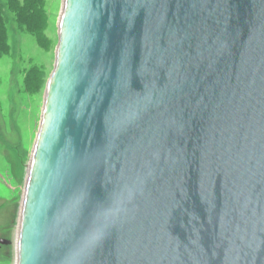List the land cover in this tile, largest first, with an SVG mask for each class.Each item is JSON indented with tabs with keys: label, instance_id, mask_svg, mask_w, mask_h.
Segmentation results:
<instances>
[{
	"label": "water",
	"instance_id": "95a60500",
	"mask_svg": "<svg viewBox=\"0 0 264 264\" xmlns=\"http://www.w3.org/2000/svg\"><path fill=\"white\" fill-rule=\"evenodd\" d=\"M57 34L15 264H264V0H62Z\"/></svg>",
	"mask_w": 264,
	"mask_h": 264
},
{
	"label": "rangeland",
	"instance_id": "374dc122",
	"mask_svg": "<svg viewBox=\"0 0 264 264\" xmlns=\"http://www.w3.org/2000/svg\"><path fill=\"white\" fill-rule=\"evenodd\" d=\"M61 7L62 0H44L34 23L38 29H45L38 36L28 32L14 12L12 0H0L9 44V52L0 58V239L10 241L0 247V264L16 263L22 195L40 125L44 91L54 66ZM44 12L47 28L45 23H37ZM33 70H37L36 84L30 79Z\"/></svg>",
	"mask_w": 264,
	"mask_h": 264
},
{
	"label": "trees",
	"instance_id": "16d2710c",
	"mask_svg": "<svg viewBox=\"0 0 264 264\" xmlns=\"http://www.w3.org/2000/svg\"><path fill=\"white\" fill-rule=\"evenodd\" d=\"M44 0H12V6L15 7L14 12L18 15L19 18L23 21L24 25L28 27V32L34 35L40 36L45 29H38V26L35 25V19L38 15V11L42 12V5ZM34 20V21H33ZM41 22L45 28L48 27V19L47 14L44 12L40 18ZM45 47V46H44ZM46 48V47H45ZM9 52V44H8V31L6 28V21L4 19L3 11L0 9V58L6 55ZM37 70H33L30 75L31 83L36 84L35 75ZM35 74V75H34ZM30 91H35L34 89Z\"/></svg>",
	"mask_w": 264,
	"mask_h": 264
},
{
	"label": "flooded vegetation",
	"instance_id": "af4514ba",
	"mask_svg": "<svg viewBox=\"0 0 264 264\" xmlns=\"http://www.w3.org/2000/svg\"><path fill=\"white\" fill-rule=\"evenodd\" d=\"M2 246H5V245H2ZM2 246H0V247H2Z\"/></svg>",
	"mask_w": 264,
	"mask_h": 264
}]
</instances>
